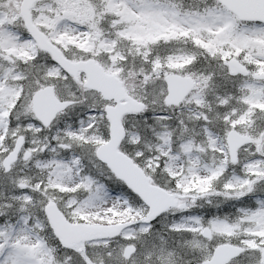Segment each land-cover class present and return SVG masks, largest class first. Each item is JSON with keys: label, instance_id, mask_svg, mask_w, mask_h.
<instances>
[{"label": "snow or ice", "instance_id": "snow-or-ice-1", "mask_svg": "<svg viewBox=\"0 0 264 264\" xmlns=\"http://www.w3.org/2000/svg\"><path fill=\"white\" fill-rule=\"evenodd\" d=\"M0 264H264V0H0Z\"/></svg>", "mask_w": 264, "mask_h": 264}]
</instances>
